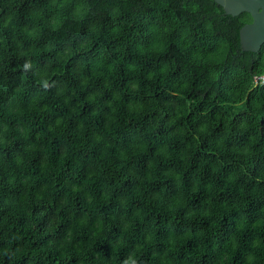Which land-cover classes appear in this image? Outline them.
I'll use <instances>...</instances> for the list:
<instances>
[{"label":"trees","instance_id":"trees-1","mask_svg":"<svg viewBox=\"0 0 264 264\" xmlns=\"http://www.w3.org/2000/svg\"><path fill=\"white\" fill-rule=\"evenodd\" d=\"M214 0H0V264H264V44Z\"/></svg>","mask_w":264,"mask_h":264},{"label":"water","instance_id":"water-1","mask_svg":"<svg viewBox=\"0 0 264 264\" xmlns=\"http://www.w3.org/2000/svg\"><path fill=\"white\" fill-rule=\"evenodd\" d=\"M227 14L238 16L249 13L252 22L240 30V43L244 51L258 52L264 44V0H214Z\"/></svg>","mask_w":264,"mask_h":264},{"label":"built area","instance_id":"built-area-1","mask_svg":"<svg viewBox=\"0 0 264 264\" xmlns=\"http://www.w3.org/2000/svg\"><path fill=\"white\" fill-rule=\"evenodd\" d=\"M259 81H264V75L260 77H255V82L258 83Z\"/></svg>","mask_w":264,"mask_h":264},{"label":"flooded vegetation","instance_id":"flooded-vegetation-1","mask_svg":"<svg viewBox=\"0 0 264 264\" xmlns=\"http://www.w3.org/2000/svg\"><path fill=\"white\" fill-rule=\"evenodd\" d=\"M244 13H246V12H244ZM250 15V14H249ZM251 16V15H250ZM251 19H252V17H251Z\"/></svg>","mask_w":264,"mask_h":264}]
</instances>
